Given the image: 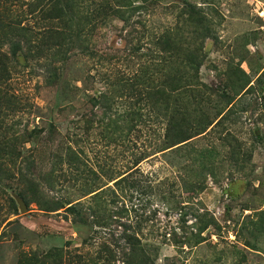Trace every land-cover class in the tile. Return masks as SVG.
<instances>
[{"label":"rangeland","instance_id":"374dc122","mask_svg":"<svg viewBox=\"0 0 264 264\" xmlns=\"http://www.w3.org/2000/svg\"><path fill=\"white\" fill-rule=\"evenodd\" d=\"M152 1L78 25L9 6L34 32L1 46L0 264H264V0Z\"/></svg>","mask_w":264,"mask_h":264},{"label":"trees","instance_id":"16d2710c","mask_svg":"<svg viewBox=\"0 0 264 264\" xmlns=\"http://www.w3.org/2000/svg\"><path fill=\"white\" fill-rule=\"evenodd\" d=\"M19 1L24 2L29 12L32 14L40 13V19L54 18L55 16L61 17L65 14V18L71 23H89L91 21L103 22L108 16L117 17L123 21H129L133 16L147 13L148 6L153 3L152 0H0V78H9L8 68L4 66L5 54L1 50V46L5 43H9V52L11 54H16L21 50L22 42L28 37H31V33L34 31L30 27L21 25V18L17 19V16H22L17 14L15 18L14 15L9 13V6H14L15 3ZM149 2V5H147ZM37 7L39 10L37 12ZM85 10V12L83 11ZM73 24V23H72ZM80 32H77L78 35ZM26 42V41H25ZM8 100L14 101L11 94L8 96L6 93L3 95L0 93V112L1 105L3 102ZM9 106V105H8ZM183 126V127H182ZM181 127V135L177 137V142L184 141L188 139L193 133L190 132V127L184 124V120ZM204 126L202 130L205 128ZM201 130V129H200ZM201 130V131H202ZM199 131V130H198ZM197 131V132H198ZM196 132V133H197ZM174 142V141H173ZM3 148L0 147V150ZM21 197L26 202V197L21 194ZM67 210L75 216V222L87 224L85 217L81 216V213L76 205L71 204L67 207ZM129 238V236H128ZM127 238V239H128ZM106 250V249H103ZM133 258L140 254L136 249H133ZM102 252V250H101ZM100 254V251L98 252ZM104 255L98 256V260L93 264H109L114 260V255L109 254L104 258ZM57 256V253L51 255L52 262H50L49 256L44 254L41 258L36 255L34 258L21 260V264H62V261L54 259L53 256ZM152 258L145 251L142 253V259L139 261L140 264L151 262ZM81 260H76L74 264H81ZM67 264V262H65ZM138 264V263H135Z\"/></svg>","mask_w":264,"mask_h":264},{"label":"water","instance_id":"95a60500","mask_svg":"<svg viewBox=\"0 0 264 264\" xmlns=\"http://www.w3.org/2000/svg\"><path fill=\"white\" fill-rule=\"evenodd\" d=\"M17 202H18V205H19L20 211H21V212L26 211V208H27V207H26V205H25L23 199H21V198H17Z\"/></svg>","mask_w":264,"mask_h":264}]
</instances>
